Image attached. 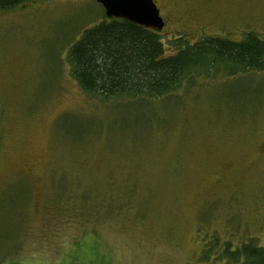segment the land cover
I'll return each mask as SVG.
<instances>
[{
	"label": "rangeland",
	"instance_id": "rangeland-1",
	"mask_svg": "<svg viewBox=\"0 0 264 264\" xmlns=\"http://www.w3.org/2000/svg\"><path fill=\"white\" fill-rule=\"evenodd\" d=\"M154 2L166 54L179 36L264 40V0ZM104 19L96 0L0 11V262L231 264L225 244L264 249V72L102 101L66 56Z\"/></svg>",
	"mask_w": 264,
	"mask_h": 264
},
{
	"label": "trees",
	"instance_id": "trees-1",
	"mask_svg": "<svg viewBox=\"0 0 264 264\" xmlns=\"http://www.w3.org/2000/svg\"><path fill=\"white\" fill-rule=\"evenodd\" d=\"M37 1L0 0V11ZM168 44L174 53L166 54L158 32L105 17L84 30L69 48L66 60L80 89L102 101L161 98L200 74L264 72V40L254 34L238 42L219 38L189 42L179 36ZM11 239H5L4 244ZM211 253L209 247L204 249L201 260L208 261ZM220 255L231 264H264V249L253 241L234 250L225 244ZM6 259L0 264H7Z\"/></svg>",
	"mask_w": 264,
	"mask_h": 264
},
{
	"label": "water",
	"instance_id": "water-1",
	"mask_svg": "<svg viewBox=\"0 0 264 264\" xmlns=\"http://www.w3.org/2000/svg\"><path fill=\"white\" fill-rule=\"evenodd\" d=\"M108 19L124 20L160 32L164 21L154 0H96Z\"/></svg>",
	"mask_w": 264,
	"mask_h": 264
},
{
	"label": "flooded vegetation",
	"instance_id": "flooded-vegetation-1",
	"mask_svg": "<svg viewBox=\"0 0 264 264\" xmlns=\"http://www.w3.org/2000/svg\"><path fill=\"white\" fill-rule=\"evenodd\" d=\"M163 19V18H162ZM164 21V20H163ZM164 25H165V22H164Z\"/></svg>",
	"mask_w": 264,
	"mask_h": 264
}]
</instances>
